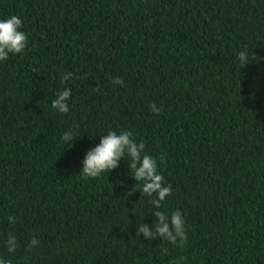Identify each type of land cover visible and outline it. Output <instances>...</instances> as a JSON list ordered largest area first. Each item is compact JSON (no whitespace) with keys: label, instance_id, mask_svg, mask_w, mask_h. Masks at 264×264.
Here are the masks:
<instances>
[{"label":"trees","instance_id":"trees-1","mask_svg":"<svg viewBox=\"0 0 264 264\" xmlns=\"http://www.w3.org/2000/svg\"><path fill=\"white\" fill-rule=\"evenodd\" d=\"M11 15L29 42L0 61V259L264 264V0H0V19ZM245 49L255 59L240 67ZM65 87L61 114L51 102ZM77 125L67 148L60 137ZM110 130L157 159L172 186L159 210L181 211L182 247L137 237L156 209L126 159L82 177Z\"/></svg>","mask_w":264,"mask_h":264},{"label":"clouds","instance_id":"clouds-1","mask_svg":"<svg viewBox=\"0 0 264 264\" xmlns=\"http://www.w3.org/2000/svg\"><path fill=\"white\" fill-rule=\"evenodd\" d=\"M23 20L19 16L11 15L7 18L0 19V61H6L9 54H21L28 47L29 37L21 30ZM240 67L255 59V54L249 55L248 51L242 50L238 54ZM73 76L69 72L61 76V83L68 81ZM112 83L123 85L122 78H115ZM99 89H97L98 91ZM71 97V88L65 87L57 97L52 100L51 107L61 114L69 113V99ZM150 111L159 114L163 111L154 103L150 106ZM80 138L78 125L70 127L63 132L60 139L68 147H72L74 141ZM121 159L128 161V167L132 173V177L136 182H142L139 188L141 194L151 197V205L154 209L152 212L155 216L154 228H150L148 224L140 223L138 225L137 237L143 234L148 240L160 239L171 244H178L183 246L187 241V227L185 219L179 209L171 213V216L159 209L162 202L172 193L171 184H165V178L160 171H158V161L153 156L147 154L146 146L143 141L137 142L134 139V133L129 130H123L119 133L117 131H108L100 139L99 144L89 149L82 161V169L80 171L83 178H97L102 173H108L119 166ZM161 160L163 157L160 158ZM137 188L134 186L133 191ZM128 194L131 195V192ZM134 214V213H133ZM10 222H14L15 217H8ZM8 253H15L18 247L17 239L14 235H9L6 240ZM40 241L33 236L28 244L30 251L34 246L38 245ZM167 252V248L163 249ZM186 258L181 256L174 264H181ZM0 264H10L9 261L0 259Z\"/></svg>","mask_w":264,"mask_h":264}]
</instances>
